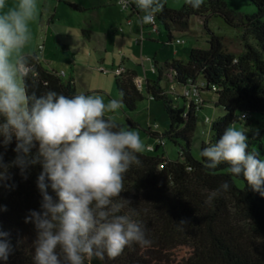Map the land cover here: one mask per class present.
Wrapping results in <instances>:
<instances>
[{
    "label": "trees",
    "instance_id": "obj_1",
    "mask_svg": "<svg viewBox=\"0 0 264 264\" xmlns=\"http://www.w3.org/2000/svg\"><path fill=\"white\" fill-rule=\"evenodd\" d=\"M247 1L255 7L254 11L230 8L225 0H204L199 9H193L185 0L178 8L164 3L163 11L155 19L166 31L168 41L173 30H186L192 17L201 18L205 28L208 21L216 19L238 32L240 51H229L222 35L210 33L208 46L192 47L185 60L172 58L162 64L153 60L154 77H144L140 85L135 82L137 74L133 70L114 73L115 89L126 111H134L146 95L160 100L168 117V127L163 132L146 130L156 143L148 152L138 154L141 163L125 174V191L121 193L138 213L133 218L145 223L152 243L147 247L127 246L114 259L106 254L103 259L86 258L85 264H264V197L253 191L242 175H231L227 163L209 170L206 158H195L190 153L196 115L205 103L204 92L214 93V105L221 107L223 114L211 121L210 140L201 144L200 153L218 141L229 123L245 119L248 124H257L255 115L264 114V0ZM129 11L142 14L138 8ZM24 55L29 57L30 70L25 79L29 95L40 96L50 90L69 97L78 94L72 76L62 80L34 53ZM190 84L198 86L202 97L199 109L191 100L168 91L170 85L180 88ZM115 122L126 130L136 127L128 117L127 126ZM256 132L247 134L248 150L259 152L261 158L262 133ZM165 140L173 144L183 142L178 145L175 159L167 157L163 149ZM15 143L13 139L7 148L0 147L5 164L15 158ZM36 150L33 148L32 152ZM41 171V165L31 166L24 179L19 168L11 167V179L6 183L14 187L0 186V206L7 209L0 211V230L10 234L7 239L12 247L8 260H0V264H34L36 230L31 222L25 223V217L30 210H40L42 197L36 181ZM225 181L229 190L221 191L210 204L206 203ZM49 194L55 198L50 188ZM181 220H187L188 225L178 226Z\"/></svg>",
    "mask_w": 264,
    "mask_h": 264
},
{
    "label": "clouds",
    "instance_id": "obj_2",
    "mask_svg": "<svg viewBox=\"0 0 264 264\" xmlns=\"http://www.w3.org/2000/svg\"><path fill=\"white\" fill-rule=\"evenodd\" d=\"M142 13L138 23L153 24L164 9V0H132ZM199 9L204 0H185ZM0 0V147L15 139V158L9 164L0 153V186L14 187L9 168L17 167L27 179L31 166L41 165L36 181L42 200L40 210H30L25 223L36 230L34 264H85L86 258H116L127 246H150L145 223L131 201L121 196L125 174L140 165L144 144L138 131L120 127L106 112H115L122 101L105 104L100 96H65L48 91L29 95L25 79L30 70L23 49L31 39L30 24L40 14L38 0H17L7 11ZM121 95H123L121 93ZM259 132L257 130L256 135ZM247 133L228 124L218 141L204 147L206 168L229 165L233 176H243L247 185L264 197V159L249 151ZM38 144V148H37ZM36 148L33 153L32 149ZM49 188L55 198L49 194ZM223 182L213 196L228 191ZM129 211L125 212L124 209ZM0 206V211H6ZM178 226H187L181 220ZM10 234L0 230V260L12 251Z\"/></svg>",
    "mask_w": 264,
    "mask_h": 264
},
{
    "label": "rangeland",
    "instance_id": "obj_3",
    "mask_svg": "<svg viewBox=\"0 0 264 264\" xmlns=\"http://www.w3.org/2000/svg\"><path fill=\"white\" fill-rule=\"evenodd\" d=\"M81 7L76 11L67 5H56L46 2L51 11L57 10L61 20L55 21L48 32H40L36 36L37 44H33L34 36L23 49V54L34 53L43 65L57 72L63 71L62 80H66L71 72V63L75 66L73 74L78 94L100 96L105 104L110 100H119L114 85V69L133 70L138 79L153 78L152 63L155 60L162 64L166 60L177 58L185 60L192 47L206 48L210 33L224 37L225 47L232 52L241 50L242 43L238 32L212 19L207 22L206 28L203 20L198 17L190 19L186 30H173L172 38L167 40L166 31L159 24L158 33H150L149 28L141 27L138 23L141 15L130 13L119 5L108 0H71ZM230 8L243 12H252L255 7L247 0H225ZM184 0H164L167 7L178 8ZM88 25L91 33L85 35L78 29V23ZM81 27V26H80ZM180 40L176 43L175 40ZM168 79V78H167ZM166 82V81H165ZM205 103L196 115L195 129L191 136L190 153L193 157H200L202 143H208L211 137L210 123L221 116V107L215 106V95L212 92L202 94ZM105 115L117 122L129 125L126 117L136 124L130 130L139 132L144 144L143 152H148L156 140L150 138L146 130L163 132L168 127V117L162 102L148 98L146 95L136 104L134 111H126L121 107L115 112H106ZM259 120L257 124H248L247 120L240 119L236 127L247 134L257 130L262 133L260 141L264 149V114L255 115ZM209 119L208 122L204 118ZM127 129V130H129ZM178 145L181 140L173 144L165 140L163 147L169 159L177 157ZM264 159V155L261 157Z\"/></svg>",
    "mask_w": 264,
    "mask_h": 264
},
{
    "label": "crops",
    "instance_id": "obj_4",
    "mask_svg": "<svg viewBox=\"0 0 264 264\" xmlns=\"http://www.w3.org/2000/svg\"><path fill=\"white\" fill-rule=\"evenodd\" d=\"M46 2H50V3H55L56 5H67L69 7H71L72 9L76 10V11H80L81 7L76 6V4L74 2H72L71 0H60V1H56V0H38V5L40 8V14L38 19L35 22H32L30 24V29H31V36H34L35 38L33 39V44L36 45L38 38H36V36L38 35L39 31L40 32H48V29L51 27V25H53L55 23V21H59L61 20V17L59 15H57V10L51 11V7L46 5ZM68 4H67V3ZM17 3V0H6V7L4 9V11H7L8 9H10L11 7L15 6V4ZM72 4V5H70ZM78 29H80L82 31V33H84L85 35H89L91 33L90 29L88 30V25L84 22L78 23ZM81 26V27H80ZM29 54V53H28ZM71 72L69 76L73 77V74L75 73V66L73 63H71ZM59 72H63L62 70ZM64 73V72H63ZM64 76V75H63ZM138 78V76H137ZM74 79V78H73Z\"/></svg>",
    "mask_w": 264,
    "mask_h": 264
},
{
    "label": "built area",
    "instance_id": "obj_5",
    "mask_svg": "<svg viewBox=\"0 0 264 264\" xmlns=\"http://www.w3.org/2000/svg\"><path fill=\"white\" fill-rule=\"evenodd\" d=\"M108 1H112L115 4L119 5L121 8L123 9H132V8H136L135 4L132 3V0H108ZM150 33H154L157 34L158 33V26L156 24V22H154L153 24H147ZM176 43H179L180 40H175ZM122 71L121 68L117 67L114 69V73L119 74ZM59 75L63 76L64 73L63 72H58ZM137 85H140L141 79L136 78L135 80ZM201 86V84H200ZM169 93H173L174 96H182L184 97L186 100H191L195 106L196 109L200 108V105L202 103V97L199 94V90H198V86L197 85H192L190 84L188 87H180V88H176V86L174 85H170L169 86ZM204 121H208L207 118L204 119Z\"/></svg>",
    "mask_w": 264,
    "mask_h": 264
}]
</instances>
